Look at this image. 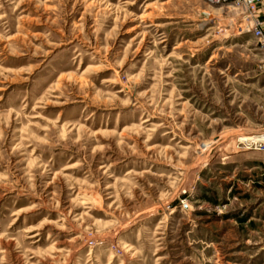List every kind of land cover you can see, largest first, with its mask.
Here are the masks:
<instances>
[{
    "label": "rangeland",
    "instance_id": "rangeland-1",
    "mask_svg": "<svg viewBox=\"0 0 264 264\" xmlns=\"http://www.w3.org/2000/svg\"><path fill=\"white\" fill-rule=\"evenodd\" d=\"M216 1L0 0V264H264L262 54Z\"/></svg>",
    "mask_w": 264,
    "mask_h": 264
},
{
    "label": "built area",
    "instance_id": "built-area-1",
    "mask_svg": "<svg viewBox=\"0 0 264 264\" xmlns=\"http://www.w3.org/2000/svg\"><path fill=\"white\" fill-rule=\"evenodd\" d=\"M231 3V6L240 17L239 31L244 33L251 32L257 40V45L262 54L261 69L264 72L263 0H232ZM259 145L261 146V144ZM254 146H256V143H254Z\"/></svg>",
    "mask_w": 264,
    "mask_h": 264
},
{
    "label": "bare ground",
    "instance_id": "bare-ground-1",
    "mask_svg": "<svg viewBox=\"0 0 264 264\" xmlns=\"http://www.w3.org/2000/svg\"><path fill=\"white\" fill-rule=\"evenodd\" d=\"M211 1H214V2H217L216 0H211ZM262 139H260V138H248L247 140H245L244 142V144H246V146L248 147V148H250V147H254V143H256V144H258L259 142H264V137H261ZM238 146V145H237ZM258 146V145H257ZM246 147V148H247Z\"/></svg>",
    "mask_w": 264,
    "mask_h": 264
},
{
    "label": "crops",
    "instance_id": "crops-1",
    "mask_svg": "<svg viewBox=\"0 0 264 264\" xmlns=\"http://www.w3.org/2000/svg\"><path fill=\"white\" fill-rule=\"evenodd\" d=\"M263 5H264V1H263Z\"/></svg>",
    "mask_w": 264,
    "mask_h": 264
}]
</instances>
